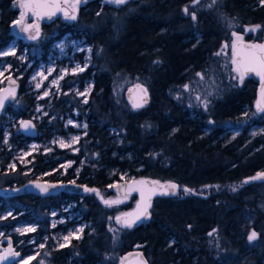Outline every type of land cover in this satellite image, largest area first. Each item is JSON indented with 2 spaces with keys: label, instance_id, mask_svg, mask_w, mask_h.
<instances>
[{
  "label": "trees",
  "instance_id": "16d2710c",
  "mask_svg": "<svg viewBox=\"0 0 264 264\" xmlns=\"http://www.w3.org/2000/svg\"><path fill=\"white\" fill-rule=\"evenodd\" d=\"M15 6L16 0H0V49L14 37L11 25L18 16ZM185 7L195 13V21L184 12ZM256 25L260 26L256 31H244ZM232 32L253 43L264 41V3L128 0L113 6L91 0L79 7L75 20L58 17L43 23L36 51L30 55L31 66L25 69V64L11 60L12 70L19 66L14 74L22 73L16 99L20 107L13 111L8 106L4 113L29 117L26 111L33 104L22 95L24 81L37 63L46 59L56 40L69 34L85 38L92 46L90 65L80 82L94 81L82 110H89L88 118L93 123L86 138L91 142L85 146H95L99 160L95 168L83 166L78 175H66L61 181L68 182L73 177L85 188L112 196L110 180L104 168L98 167H127L137 178L172 181L191 191L153 199L149 221L132 228L116 226L114 217L117 212H128L135 196L109 207L92 191L83 195L63 192L56 197L22 195L18 190L30 181L56 179L53 174L43 176L54 162L34 154L29 165L7 168V147L32 140L17 126L3 124V114L0 188L9 193L0 196V212L11 214L0 220V229L20 223L41 224L43 227L32 234L38 242L55 231L47 227L48 213L73 203L81 220L91 222L92 232L51 250L48 259L53 264H117L134 247L141 249L148 264H264V181L252 179L264 171V113L257 114L252 108L256 84L246 78L241 84L225 64V59H230ZM17 44V52L26 47L20 40ZM225 44L229 47H223ZM197 73L206 78L213 76L218 83L217 92L203 109L192 105L191 95L184 88L192 87ZM116 80L127 86L144 85L150 97L148 105L133 110L124 96L117 100L113 96ZM247 108L250 113L246 118ZM246 120L262 130L250 136ZM112 128L121 137L116 149L131 153V162L103 158L109 152L108 132ZM206 128L210 129L207 134ZM234 128L240 129V134L225 137ZM81 156L82 153L72 158L78 160ZM60 229L58 226L56 231ZM253 231L257 235L250 241L248 236ZM48 247L49 242L47 252Z\"/></svg>",
  "mask_w": 264,
  "mask_h": 264
},
{
  "label": "rangeland",
  "instance_id": "374dc122",
  "mask_svg": "<svg viewBox=\"0 0 264 264\" xmlns=\"http://www.w3.org/2000/svg\"><path fill=\"white\" fill-rule=\"evenodd\" d=\"M127 1L128 0H126V2ZM259 1L261 2V0ZM101 2L108 3L113 6L122 5L109 3L107 2V0H101ZM74 4L76 5L75 8H73ZM67 5L73 8L75 12H78L80 7L79 4H77V0H67ZM60 18H62L63 20H68V18ZM28 24H33L32 17H27L22 27H26ZM22 27L14 34V37L11 41L6 46L0 49V53L12 51L15 52V55H0V71H4V75L0 76V89L4 86L7 80L11 78L19 80L22 77V73H19L17 75L14 74L19 66L17 69L13 70L10 68L11 60H16L18 65L21 66L25 64V69H28L32 64L30 55L34 54V52L36 51L35 49L38 45L39 36L35 40L29 39V36L34 35L35 31H22ZM40 28L41 26H39V35ZM232 38L233 41L234 37ZM18 40H20L22 44L26 46L20 52H17ZM261 43H264V41H262ZM29 47L31 49L30 52L28 50ZM231 49L232 48L230 46V59H225L227 60L225 64L228 65L229 69L234 75H237L232 71V68L234 66L231 63ZM50 50L51 51L47 55L46 59L37 63L31 74L23 84L24 92L22 95L27 96L28 101L30 100L33 104V106L26 111L29 114V117H17L14 115V113H4V120L2 121L3 124L10 123V127L17 126V130L20 132V122L26 119H30L40 127L37 134L40 139L23 143L21 144V146L16 145L7 147L6 150L9 152V154L6 157V160H8L10 163L8 162L9 164H6V167L9 168L10 165L13 164L22 167L27 166L30 164V162H32V156L34 154H40L42 156H45L47 159H51L54 162V165H52L51 169L43 173V176L47 174H53L57 178H61L66 175L76 176L81 172L83 166L95 168L96 163L99 160L95 153V146H85L91 142L86 138L88 137V134L90 132V126L93 125V123L92 120L90 121L88 118L89 110H82L83 106L87 105L88 103L89 95L93 90L94 81L92 79H83L80 82V76L90 65V60L92 57V46L88 44L83 37H76L66 34L60 39L56 40L51 46ZM78 65L84 70L73 72V69H76ZM50 69L51 71H49ZM41 73H43V75H40ZM33 77H35V79H33ZM212 77L213 76L207 78L204 77V79L201 80V78L198 76V79H195V81H193L192 87L189 86L188 90H185L191 95L190 101L192 102V105L201 109L205 108L204 101H208V99L217 92L216 88L218 83H216V81H214ZM53 81H57V83H53ZM37 84L40 85L39 88H37ZM128 87L130 86H127L124 81H114L113 96H115L118 100L120 96H123L124 91ZM86 89H90V91H88L85 96L77 94L85 92ZM46 91L49 94L47 96H44L43 94ZM22 95H20V97ZM197 96L200 97L199 100L197 99ZM85 99L87 100V103L84 102ZM11 106L12 110L16 111L20 107L19 101H15ZM38 108L40 109L39 111H37ZM252 108H255V102L253 103ZM249 113L250 109H245L246 118L249 117ZM198 117L200 116H195V118ZM69 120L72 121V124L68 123ZM246 122L249 123L250 136H254L262 130L261 127L252 124L251 121L246 120ZM95 124L99 127L101 126V124L99 123ZM84 125H87V127L85 128ZM209 130V128H206L205 134H207ZM226 133L227 135H225V137L231 139L240 134V129H230ZM108 136L111 138L110 146L107 147V149H109V152L105 153L103 158L109 161L116 158L119 162H131L133 159L131 153L118 151V149H116L121 143L119 132L112 128L109 130ZM72 137H79L80 139L75 143H72ZM7 138L8 135H6L5 139L7 140ZM61 140H63L65 144H71V147H61L59 144V141ZM82 140L83 143H85L84 145L82 143ZM80 153H82V156L78 160L72 158L73 156H77ZM69 163L70 166H68ZM98 168H104L105 175L110 180L108 186L116 184L120 181L139 179L137 178L135 173H133L134 171L127 167L110 168L109 166H102ZM139 169L140 168H136L135 170ZM33 181L51 182L49 180L38 179ZM52 182L64 184L59 180H54ZM72 185L76 184L72 183ZM183 194L186 195L187 193L184 191ZM103 197L107 200H114L116 196L112 195ZM127 201L128 198H126L120 204H124ZM74 207L75 206L73 203H67L63 207L61 212L55 211L49 215L48 218L51 217L52 219L48 220L47 227L49 230L55 229V231L51 233L50 237H40L39 241L37 242V236L32 234H34L39 228L43 226H41V224L38 225L37 223H20L10 229L1 228L0 233H3V235H0V240L4 238H10L16 244L15 247L22 251V258H26L29 256L35 257L30 261L34 262V264H41V262L42 264H53L48 259L49 252L51 250L60 248L61 244H65V246L69 245L72 240L79 241L86 235V233L92 232L91 222L82 221L78 211H76ZM58 213H61L60 217H57ZM122 213L124 212H117L116 216ZM10 214V211H2L0 212V217H8L10 216ZM54 224L55 226H53ZM58 226H61V229L59 231H56V228ZM29 227H33L36 230L34 232H25L24 234H21L17 231V229H26ZM81 228H83V232L76 231ZM73 232H75L76 235L72 236L70 238V241L65 243L63 237L68 236ZM27 236L31 237L27 238ZM48 242L49 247L47 252L46 243ZM40 244H44L45 246L43 248H40ZM6 245V243L3 244V247L5 248ZM20 261L16 264H20ZM68 262H70V259H68Z\"/></svg>",
  "mask_w": 264,
  "mask_h": 264
},
{
  "label": "snow or ice",
  "instance_id": "6c2138e0",
  "mask_svg": "<svg viewBox=\"0 0 264 264\" xmlns=\"http://www.w3.org/2000/svg\"><path fill=\"white\" fill-rule=\"evenodd\" d=\"M107 2L109 3H114V4H123L126 2V0H107ZM199 0H193V4L198 3ZM213 2H215V0H213ZM262 3H264V0H261ZM79 3V0H77V4ZM19 7L30 12L32 16L39 18L45 17L47 16L48 18H50L51 16L55 15L57 11L62 10L60 8V5L57 4L55 2V0H23L22 3L19 4ZM76 5H73V8H75ZM184 12L186 14H190L192 20H196V15L195 13H189L188 7L184 8ZM99 14V13H98ZM66 18L71 19V20H75L76 16L75 14L73 15H68L67 13H65ZM25 17V13L22 11L21 12V18L19 21H17V23H21L24 20ZM260 26L256 25L254 27H250V28H245L244 31L245 32H249V31H256V29H258ZM31 28H35V34L34 35H30L29 39L35 40L38 38L39 36V24H28L26 27H22V31H29V29ZM234 40L231 43V48H232V60L231 63L234 66L232 68V71L235 72L237 74L236 77H234L235 79H238L239 82L242 84L243 80H244V76L247 73H255L257 76L260 77V81H261V97L262 100H264V43L261 44H245L243 42V36L242 35H238L237 33L233 32L232 33ZM225 48L229 47L228 44L224 45ZM0 55H15V52H4V53H0ZM217 55H220V53H217ZM84 69L82 67H80L79 65L77 66L76 69H73V72L76 71H83ZM51 71V69L49 70ZM4 75V71H0V76ZM40 75H43V73H41ZM197 76H199L201 78V80L204 79L203 74L201 73H197ZM62 78V77H61ZM33 79H35V77H33ZM12 83L14 84L15 81H12ZM53 83H57V81H53ZM40 85L37 84V88H39ZM185 90H188L189 85H185L184 86ZM90 91V89H86L85 92L83 93H77L78 95L81 96H85L86 93ZM146 93V89L144 90ZM9 94L14 96L15 95V90L12 89L9 91ZM49 93L46 91L43 95L47 96ZM7 96H0V108L3 107L5 100L7 99ZM43 98V97H40ZM179 99V97H177ZM197 99L199 100L200 97L197 96ZM85 103H87V100L85 99L84 101ZM204 105L205 108H207V101H204ZM136 107H138L139 105H134ZM40 109L38 108L37 111H39ZM257 110L260 112H264V106H262L261 102L257 103ZM46 115V113H45ZM69 124H72V121L69 120L68 121ZM20 126L24 129H29L31 127H34V125L31 123V121H21L20 122ZM84 127L86 128L87 125H84ZM80 138L79 137H72V143H75L76 141H78ZM7 142V140L5 139V143ZM59 144L61 147H71V144H65V142L63 140L59 141ZM35 147V146H33ZM28 155V154H25ZM22 160V158H21ZM23 162V161H22ZM70 166V163L69 165ZM11 168H15V164L10 165ZM63 167V165H62ZM264 177V173H258L256 177H253L252 179H258V178H262ZM123 179V177H122ZM247 182V181H245ZM151 184L153 187H149V188H145L146 185ZM42 192H47L48 191V187L49 186H45V185H40L37 184L36 185ZM109 187H118L116 185H110ZM178 185H176L175 183H171L168 182L166 184H161L159 181H147V180H133L131 182V184H129L128 186L125 187L124 191H125V199L127 198V195L133 191L139 192L140 193V201L137 203L136 205V211L132 212V213H122L120 216L115 217V220L117 223L121 224L122 226L131 228L133 227V225H135L138 221H143L146 219L150 218V213H149V209L151 208V198L153 195L157 194V190L159 189V194L160 195H168V194H172L175 195L176 191H177ZM170 190V191H169ZM235 190V189H233ZM85 191H92L95 192V194L97 196L100 197V199L102 200V202L106 205L111 207L114 204H119L122 201L120 199H116V200H107L104 199V197L101 195V193L96 190V189H88L85 188ZM184 191L186 193L190 192L191 190L188 188H185ZM147 192V195H146ZM7 217H0V219H6ZM55 226V224L53 225ZM189 227H191L189 225ZM36 229L33 227H29L26 229H17L18 232H20L21 234H24L25 232H34ZM77 232H83V228L76 230ZM0 235H3V233H0ZM76 233H70L68 236L63 237V240L65 243L70 241V238L72 236H75ZM209 235H212V233H209ZM256 233L253 231L249 236L248 239L254 240L256 238ZM78 238V236H77ZM45 245L44 244H40L39 247L43 248ZM65 244H61L60 247H64ZM18 257L20 256L19 252H15L12 250V244L11 241H9L8 243V248H6L4 250L3 254H0V261H5L7 260L9 257ZM35 257L33 256H29L26 258H22L20 261V264H30V261L33 260ZM42 264V262H41Z\"/></svg>",
  "mask_w": 264,
  "mask_h": 264
},
{
  "label": "water",
  "instance_id": "95a60500",
  "mask_svg": "<svg viewBox=\"0 0 264 264\" xmlns=\"http://www.w3.org/2000/svg\"><path fill=\"white\" fill-rule=\"evenodd\" d=\"M91 0H79V6H82L84 4H86L87 2H89ZM23 0H16V10L18 11V16L16 18V20L13 22V24L11 25V32L13 34H15L18 30H20V28L24 25L25 20L27 19V17H32L33 19V24L38 23L39 26H41L43 23H48L58 17H63L66 18L65 13H67L69 16L70 15H77L78 12H75L73 10V8H71L69 5H67V0H55V2L57 4L60 5V8L62 10L57 11L55 15L51 16L50 18H48L47 16L42 17V18H37L35 16H32L30 12L22 9L19 7V4L22 3ZM25 13V17L24 20L21 23H17V21L20 20L21 18V12ZM263 40H264V35H263ZM243 42L245 44H253V42L248 41V40H243ZM231 56H232V49H231ZM244 78L246 79H251L255 84H256V98H255V112L257 114H262L264 112H260L257 110V103L261 102L262 106H264V100H262L261 97V81H260V77L257 76L255 73H247ZM12 81H15V83L13 84ZM14 89L15 90V95L12 96L9 94V91ZM146 89V93L145 90ZM18 93H19V82L18 80L11 78L9 80H7V82L4 84V86L0 89V96H7L8 98L5 100L4 105L2 108H0V116L4 114L5 110L7 109L8 106H11L17 99L18 97ZM124 99L127 102V104L130 106V108H132L133 110H139L144 108L145 106L148 105L149 101H150V97H149V93L147 88L142 85V84H134L130 87H128L124 93H123ZM134 105H139L138 107L134 106ZM24 121H31L30 119H26ZM31 123L34 125V127H31L29 129H24L20 126V132L27 138L30 139H34L37 136V128L36 125L33 121H31ZM260 173H264V171L260 172ZM257 175H255L254 177H256ZM133 180H147V181H159L161 184H166L168 182L171 183H175L172 181H160V180H153V179H149V178H139V179H133ZM133 180L130 181H120L116 184L118 187H109V191L116 196V199H120V200H124L125 198V187L128 186L129 184H131V182ZM255 181H264V177L262 178H258V179H253ZM40 184V185H45V186H49L48 187V191L47 192H42L36 185ZM176 185H178L177 183H175ZM149 187H153L151 184L146 185L145 188H149ZM185 187L179 186L177 188V191L175 193V195L172 194H168V195H160L159 194V189L157 190V194L153 195L151 198V203L153 201V199L157 198V197H164V196H176L178 194L179 191H184ZM72 192L78 195H83L85 194L87 191H85V187L81 186V185H64V184H57V183H49V182H41V181H32L29 182L27 184H25L24 186H22L18 192L22 195H33V196H47V197H54L57 196L59 193L62 192ZM170 191V190H169ZM7 193H9L8 190L5 189H1L0 188V196L6 195ZM147 195V192H146ZM129 196H135L136 200L135 203L133 205V207L126 213H132L135 212L136 209V205L137 203L140 201V193L133 191L131 193H129L127 195V197ZM149 213H150V209H149ZM121 215V214H120ZM117 215V216H120ZM115 216V217H117ZM114 217V223L116 226L121 227V228H128L125 226H122L121 224L117 223ZM150 219V218H149ZM149 219L138 221L135 225H133V227H139L142 225H145ZM132 228V227H131ZM9 241H11L12 244V240L10 238H4L0 240V248L2 244H7L5 249L8 248V243ZM4 249V250H5ZM4 250L0 252V254L4 253ZM12 250L15 252H19L16 251L13 244H12ZM20 253V252H19ZM23 255L20 253V256L18 257H9L7 260L5 261H0V264H16L18 263L21 259H22ZM117 264H148L143 252L141 251V249H139V247H134L133 249H131L130 251L124 253L120 258L119 261L117 262Z\"/></svg>",
  "mask_w": 264,
  "mask_h": 264
},
{
  "label": "flooded vegetation",
  "instance_id": "af4514ba",
  "mask_svg": "<svg viewBox=\"0 0 264 264\" xmlns=\"http://www.w3.org/2000/svg\"><path fill=\"white\" fill-rule=\"evenodd\" d=\"M29 31H35V28H31V30H29ZM28 32V31H27ZM35 123V122H34ZM35 125H36V128H37V134H38V131H39V129H40V127L35 123ZM36 137H38V136H36ZM35 137V138H36ZM35 138L34 139H31V140H35ZM30 139V138H29ZM54 178H56L55 180H59V181H61V179L60 178H57V177H55L54 176ZM62 178V177H61ZM76 178H71V179H69V181L68 182H62V183H64V184H71L72 185V183L73 184H76V185H80V184H78V183H76V180H75ZM54 181V180H53ZM47 182V181H46ZM49 183H53L52 181L51 182H49ZM58 184V183H57ZM63 193V192H62ZM66 193H72V192H66ZM60 194V193H59ZM58 194V195H59ZM73 194H75V193H73ZM57 195V196H58ZM54 197H56V196H54ZM56 212H61V210L59 211V210H55ZM55 211H50L49 213H48V216L47 217H49V215L52 213V212H55ZM61 214V213H60ZM59 213L57 214V217H60L61 215H60ZM50 219H52L51 217L50 218H47V222H48V220H50ZM12 244H13V246H14V248H15V250L16 251H19L21 254H22V251H20L18 248H16L15 246H16V244L12 241ZM5 248L3 247V244L1 245V248H0V252L1 251H3ZM33 264H34V262H33Z\"/></svg>",
  "mask_w": 264,
  "mask_h": 264
}]
</instances>
